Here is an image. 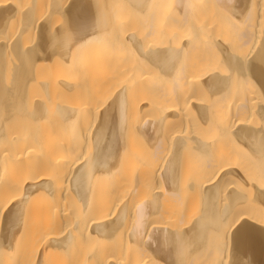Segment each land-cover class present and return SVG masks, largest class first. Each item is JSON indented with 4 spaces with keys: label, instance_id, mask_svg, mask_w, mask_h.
Masks as SVG:
<instances>
[{
    "label": "bare ground",
    "instance_id": "bare-ground-1",
    "mask_svg": "<svg viewBox=\"0 0 264 264\" xmlns=\"http://www.w3.org/2000/svg\"><path fill=\"white\" fill-rule=\"evenodd\" d=\"M21 1L0 0V264H264L261 0Z\"/></svg>",
    "mask_w": 264,
    "mask_h": 264
},
{
    "label": "rangeland",
    "instance_id": "rangeland-1",
    "mask_svg": "<svg viewBox=\"0 0 264 264\" xmlns=\"http://www.w3.org/2000/svg\"><path fill=\"white\" fill-rule=\"evenodd\" d=\"M20 1H21V0H20ZM203 1H204V0H203ZM22 2H23V1H21L20 3H22ZM198 2H200V1H198ZM261 2H262V3H260L259 0L256 2V7H255V11H257V12H256V16H257L258 11H259V12L262 11V10H260V9H262L261 6H262V5L264 6L263 0H261ZM26 3L29 4V2L26 1V2H25V6H24V8H27V6H28V5H26ZM67 3H68V1H67ZM67 3H66V4H67ZM201 3H203L202 0H201L200 4H201ZM259 3H260L261 6L259 5ZM197 4H199V3H197ZM21 5H22V4H21ZM23 5H24V4H23ZM29 5H30V4H29ZM201 5H202V4H201ZM201 5H200V6H201ZM263 6H262V7H263ZM257 7H258V9H257ZM263 8H264V7H263ZM42 11H45V10H42ZM42 11H40V12H42ZM45 13H47V12H45ZM45 13L43 14V12H42L41 15H43V16H40V17L37 16V17H38V24H37V26H36L37 31H38V25H39V23H40V20H41V23L44 22V21H46L47 16H45V15H46ZM138 13H139V12H138ZM136 14H137V13H136ZM216 14H217L216 12L211 13V14H209L208 16H206V18H209V17H216V18H214L215 20H213V21L218 20V23H220V21H219L220 19H217V18H219V17H221V16H217ZM133 15H135V14H133ZM218 15H219V14H218ZM136 16H138V15H136ZM148 16H149V14H148ZM256 16H255V17H256ZM13 17H14V18H15V17H18V19L16 20V18L14 19ZM13 17H12L13 19L11 18L13 22H12L11 20H10V21H11L12 24L15 23V25L12 26L11 23H9V22L7 23V25L9 24L8 30L6 29L7 32H8L10 29H12V30L14 29V30H13L14 32H12V30H10V31L14 34V36H13V34H12L10 31H9V33H8V35L10 36V38L8 39L9 41H14L15 39H17L16 34H17L18 32L20 33L21 27L23 28V26H22V24H21V23H22V20H21V19L19 20V18H21V16H20V17H19V16H13ZM37 17H34V18H37ZM255 17H254V18H255ZM42 18H43V19H42ZM44 18H45V19H44ZM259 18H261V16H260V17L258 16V18H255V19H254V22L256 21L255 24H256V23H259V20H260ZM262 18H263V16H262ZM262 18H261V19H262ZM48 19H49V16H48L47 20H48ZM55 19H56V18H55ZM222 19H223V16H222V18H221V21H222ZM257 19H258V22H257ZM14 20H15V21H18V22H15ZM56 20H57V19H56ZM263 20H264V18H263ZM263 20H260L261 23L256 24L255 27H256V26H257V28H259V27H261V26L263 27V26H264V24H263L264 21H263ZM20 21H21V22H20ZM60 21H61V22H60ZM19 22H20L21 25L19 24ZM58 22H59V23H58ZM58 22L56 21V24H55V23L52 24V25L55 24V25L53 26L54 28H59L60 26H62L61 24L63 23V19L61 20V16H59V20H58ZM216 23H217V22H216ZM218 23L215 24V25H213V26H218V25H219ZM16 24H17V27H18V26H19V27L21 26V27H20V28L18 27V29H17V27H15ZM262 24H263V25H262ZM57 25H60V26L58 27ZM259 25H261V26H259ZM10 26H11V28H10ZM55 26H57V27H55ZM223 26L225 27V28H223V29H224L223 32H224V31L226 30V27L228 28L229 25H228V26H227V25H223ZM223 26H222V27H223ZM258 26H259V27H258ZM262 27L259 28V30H260V32H261L260 35H261L262 32H263V30H261V29H264V27H263V28H262ZM6 28H7V27H6ZM9 28H10V29H9ZM15 28L17 29V30H16L17 32L15 31ZM257 28H255V30H256ZM221 29H222V28H221ZM221 29L219 30L220 33H222L226 38H228V36H230L231 33H229V32L234 31V30H232V28L229 29L230 31L227 29L228 31H226V32L229 33V35H228L227 33L224 34V33L221 31ZM255 30H254V31H255ZM259 30L257 29L256 32H254V33H256V37H258V38H259V36H260V35H259ZM35 31H36V29H35ZM35 31H34L33 33H31V35H29V36L27 35L28 37L26 36L25 41H29V42H27V43H28L27 45L29 46V45L31 44L29 47H31V46H33V45H34V47H35V44H36V43L34 44V41L37 42L36 39H34V38H37V37H38V35H37V31H36V32H35ZM7 32H6V33H7ZM15 32H16V33H15ZM10 33H11L12 35H11ZM34 33H35V35H34ZM38 33H39V32H38ZM32 34H33V35H32ZM232 34H233V32H232ZM232 34H231V35H232ZM5 35H6V34H5ZM20 35H21V34H19V36H20ZM258 35H259V36H258ZM6 36H7V35H6ZM9 36H7V37H9ZM12 36H13V39H12ZM17 36H18V35H17ZM36 36H37V37H36ZM221 36H222V35H221ZM14 37H15V38H14ZM30 37H31V41H30V39H29ZM222 37H223V36H222ZM225 37H224V38H225ZM230 38H231V36H230L228 39H230ZM32 39H33V42H32ZM29 43H30V44H29ZM28 46H27V47H28ZM29 47H28V48H29ZM31 48H32V47H31ZM250 53H251V52H250ZM252 54H253V52L251 53V55H252ZM43 72H44V71H43ZM47 73H48V72H47ZM41 74H43V73H41ZM43 75H44V76L41 75V76H42V79L45 80L46 77H47L48 75H47V74H46V75L43 74ZM102 75H104V73H103ZM105 75H106V73H105ZM45 76H46V77H45ZM44 77H45V78H44ZM48 77H49V76H48ZM48 77H47V78H48ZM69 77H70V76H69ZM69 77H68V79H69V80H72V78H71V77L69 78ZM100 77H101V76H100ZM100 77H97V79H92V80H91V81H93V82H94V80H98V81L94 82V85H95L96 83H99V81H101L100 79H102V80H103V79H106V78H103V76H102L101 78H100ZM104 77H106V76H104ZM98 78H99V79H98ZM65 79H66V78H65ZM66 81H68V80H66ZM74 81H76V79H73V81H68V82H72V83H73ZM91 81H89V82H91ZM93 82H92V84H93ZM75 83H76V82H75ZM90 84H91V83H90ZM92 84H91V85H92ZM240 91L245 92L244 89H242V90H240ZM252 91H253V90H251V91L249 92L250 95H252V97H251L252 102H254V103H256V104H259L260 101L262 102V100H261V99H262V98H261V97H262L261 94L259 95L258 93H255L254 91H253V92H252ZM106 93H109V91H107ZM136 94H137V93H136ZM140 94H141V93H140ZM140 94H139V92H138V95H139V96L134 94V95H135V99H136L137 97L140 98ZM257 94H258V96H257ZM111 96H113V95H109V96H108V94H107V95L104 94V97L106 98V105H107L108 102L110 101ZM141 96H142V95H141ZM256 96H257V99H256ZM259 96H260V97H259ZM107 98H109V99H107ZM253 98L256 99V100H254ZM259 98H260V99H259ZM111 99H112V98H111ZM258 99H259V100H258ZM107 100H109V101H107ZM194 101H198V102H201V103H205L206 98H202V99H200V100H194ZM261 102H260V103H261ZM86 136H89V137H87L88 139L91 137L90 133H89V135L86 134ZM85 139H86V137H85ZM89 140H90V139H89ZM82 141H83V140H82ZM85 141H87V140H85ZM163 162H164V160H163L162 162L159 161V163H158V164H160L159 166H162ZM230 185L232 186V184H230ZM230 185H229V187H230ZM234 187H235V186H234ZM181 192H183V191H180V193H181ZM183 195H184V194H183ZM183 195H182V196H183ZM183 197H185V195H184ZM190 197H191V196H190ZM185 198H186V197H185ZM188 198H189V197H188ZM186 199H187V198H186ZM186 199H183V198H182V201L184 200V203H185ZM191 199H192V198L187 199V200H189V201H186V202H187V204L190 203L188 206H189V210H190L191 212H190L189 210H188V211H189V212L191 213V215L194 216V218H195V217H197V215H199V213H200V211H201V210H199V209H201V208H200V207H201V206H200V205H201V202H195V201H193V202H195V203H194L195 206H194V204H192V205L194 206V207L192 206V207H193V208H192V207H190V206H191V202H192ZM176 200H177V202H179V201L181 200V198L179 199V201H178V199H176ZM170 201H171V200H170ZM170 201H169L168 204H167V205H168L167 207H168L169 211H170V209L172 210V207H173V206H170V205H174V203L171 204ZM182 201H180V202L183 203ZM175 203H176V201H175ZM181 203H179V206H180ZM184 203H183V204H184ZM196 203H197V205H196ZM169 204H170V205H169ZM183 204H182V206H183ZM169 206H170L171 208H170ZM167 207H166L165 210H168ZM164 208H165V207H164ZM190 208H191V209H190ZM176 209H177V208L173 209V211H175ZM163 210H164V209H163ZM197 210H198V211H197ZM173 211H172V212L170 211V213L172 214ZM192 211H193V212H192ZM165 212H166V211H165ZM165 212H163V213L165 214ZM194 212H195V213H194ZM163 213H162V214H163ZM176 213H177V212H176ZM176 213H175V215H176ZM167 214H169V212H167L165 215H167ZM171 214H169V215H171ZM173 214H174V213H173ZM173 214L171 215V216H172L171 219H174V218H175V217H173ZM188 214H189V213H188ZM165 215H164V217L166 218ZM189 215H190V214H189ZM191 215H190V218H191V220H193L194 218H193ZM195 215H196V216H195ZM169 217H170V216H169ZM169 217H168V215H167V218H169ZM188 217H189V216H188ZM190 218H189V219H190ZM192 218H193V219H192ZM191 220H189V221L192 222Z\"/></svg>",
    "mask_w": 264,
    "mask_h": 264
}]
</instances>
